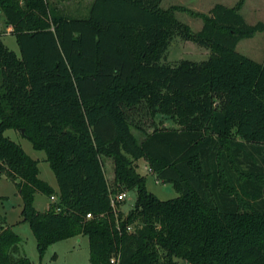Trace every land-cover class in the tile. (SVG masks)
<instances>
[{"label": "trees", "instance_id": "obj_1", "mask_svg": "<svg viewBox=\"0 0 264 264\" xmlns=\"http://www.w3.org/2000/svg\"><path fill=\"white\" fill-rule=\"evenodd\" d=\"M244 1L204 14L163 0H93L72 17L49 0H0L20 49L0 34V175L15 183L41 257L87 235L90 264H109L116 249L121 264H264V62L237 50L264 22L246 21ZM176 36L209 49L208 59L163 62ZM158 114L178 127L160 126ZM8 129L47 154L59 201L45 211L36 194L56 190ZM142 158L177 197L148 189ZM133 189L128 214L120 203L115 211L112 197ZM21 245L0 213V264H33Z\"/></svg>", "mask_w": 264, "mask_h": 264}, {"label": "rangeland", "instance_id": "obj_2", "mask_svg": "<svg viewBox=\"0 0 264 264\" xmlns=\"http://www.w3.org/2000/svg\"><path fill=\"white\" fill-rule=\"evenodd\" d=\"M93 0H49L53 7L67 16L84 17L88 14L89 8ZM241 0H163L161 6L170 8L179 6L188 10L207 14L216 3H222L227 6H235ZM246 21L250 24H256L260 21L264 22V0H246L243 2L241 10ZM176 17L183 23L189 25L193 31H199L203 26V19L192 15L186 10L178 9L175 12ZM0 34L4 43L16 53L20 54V49L15 35L11 34L10 27L6 24L5 16L0 9ZM237 50L254 59L257 62H264V31L258 32L252 38H246L239 42ZM210 50L198 45L189 40H184L176 36L171 42L163 62L175 64L183 59L192 61H202L208 59ZM156 120L160 126H177V124L167 115L158 114ZM172 128V127H171ZM152 131V129H148ZM135 134L140 139L143 136L134 130ZM13 140L20 143L24 150L33 158L39 160V176L41 179L50 184L57 185L56 176L51 169L46 158L44 150H36L33 148L32 142L24 137L21 132L10 129L7 132ZM14 134H16L14 136ZM111 160V158H110ZM113 160V159H112ZM106 174L111 186H114V178L110 177L112 173L109 168L111 162L106 161ZM138 168L141 165H138ZM141 172L147 176L148 189L156 194L160 199L166 200L177 197L178 191L172 183H163L153 173L149 172L145 165L141 167ZM17 188L13 181L7 178L6 175H0V213L6 217V221L13 225L15 232L22 237V253L31 259L33 264H90V247L88 237L84 239L82 244H76L75 241H59L51 245L43 257L40 256L37 248V238L33 233L29 223L25 222L22 225H17L16 222L22 218L21 206L22 198L16 194ZM50 199V197H49ZM137 199V191L135 189L127 191V198L120 202L118 211L124 215L132 209ZM51 200V199H50ZM48 196L38 193L36 197V206L40 210H45L48 206ZM15 224V225H14ZM112 257V256H111Z\"/></svg>", "mask_w": 264, "mask_h": 264}, {"label": "crops", "instance_id": "obj_3", "mask_svg": "<svg viewBox=\"0 0 264 264\" xmlns=\"http://www.w3.org/2000/svg\"><path fill=\"white\" fill-rule=\"evenodd\" d=\"M168 127H172V128H177L178 126H168ZM8 130H10V129H8ZM7 130V131H8ZM12 130V129H11ZM6 131V132H7ZM5 132V133H6ZM6 135H7V133H6ZM16 134H14V136H15ZM7 136H9V137H11L10 135H7ZM12 138V137H11ZM13 139V138H12ZM33 145V144H32ZM34 148V147H33ZM35 149V148H34ZM33 158V157H32ZM46 158H47V154H46ZM35 159V158H34ZM37 160V159H36ZM39 161V160H38ZM106 161H108V162H111V166L109 165L107 168H109L110 170H111V174H110V177L113 179L114 178V175H115V165H114V162H113V160L111 159L110 160V158H104V165H106L105 163H106ZM137 164L138 165H141L139 168H138V172L140 173V174H142V175H145L146 176V174H143L142 172H141V167L143 166V165H145L146 166V168L148 169V171L149 172H151V170H150V166H149V163L145 160V159H140V160H138L137 161ZM105 170H106V167H105ZM106 172V171H105ZM152 173V172H151ZM154 175V174H153ZM106 176H107V174H106ZM155 176V175H154ZM147 177V176H146ZM56 181H57V178H56ZM49 183V182H48ZM50 184V183H49ZM52 187H54V189L56 190V195L58 196L59 195V186H58V181H57V185H53V184H50ZM16 194H17V192H16ZM36 197H37V194H36V196H35V203H36ZM48 200H49V203H48V206L46 207V209L45 210H47L48 208H49V206L51 205V204H53L52 203V201L49 199V197H48ZM20 206L22 207L23 206V201H22V203L20 204ZM35 207L38 209V210H40L37 206H36V204H35ZM45 210H40V211H45ZM21 212H22V208H21ZM21 216H22V214H21ZM22 220H23V217L21 218V219H19L17 222H16V224L17 225H22V223H25V222H22ZM7 224H9L8 222H7ZM9 225H11V224H9ZM15 225V224H14ZM14 229V228H13ZM15 231V230H14ZM17 233V232H16ZM86 237H88V241H89V247H90V240H89V236H87V235H78V236H75V237H71V238H69V239H66L67 241H75L74 243H76V244H82V242L84 241V239H86ZM89 260H90V256H89Z\"/></svg>", "mask_w": 264, "mask_h": 264}, {"label": "built area", "instance_id": "obj_4", "mask_svg": "<svg viewBox=\"0 0 264 264\" xmlns=\"http://www.w3.org/2000/svg\"><path fill=\"white\" fill-rule=\"evenodd\" d=\"M11 30H12V27H10V31ZM126 198H127V192L126 191L115 194L112 197L111 203H112V206L114 207L115 211H117V204L122 202V201H125ZM50 199H51L52 203H56L59 201V197L56 194L51 195ZM57 210L60 211V208L58 207ZM92 217H93V215L91 213L87 214V218H92ZM127 230L129 232H131L133 230V226L129 225L127 227ZM109 264H121V251L119 249L115 250V252L113 253V255L110 259Z\"/></svg>", "mask_w": 264, "mask_h": 264}, {"label": "water", "instance_id": "obj_5", "mask_svg": "<svg viewBox=\"0 0 264 264\" xmlns=\"http://www.w3.org/2000/svg\"><path fill=\"white\" fill-rule=\"evenodd\" d=\"M22 132L24 133V129L22 130Z\"/></svg>", "mask_w": 264, "mask_h": 264}]
</instances>
